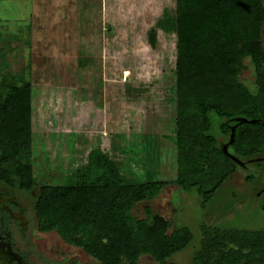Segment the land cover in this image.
<instances>
[{
    "label": "rangeland",
    "instance_id": "rangeland-1",
    "mask_svg": "<svg viewBox=\"0 0 264 264\" xmlns=\"http://www.w3.org/2000/svg\"><path fill=\"white\" fill-rule=\"evenodd\" d=\"M175 8L176 0H0V82L23 78L32 85L31 163L40 183L65 184L95 148L117 162L124 178L154 172L175 180L177 36L159 29L156 46L148 37ZM240 82L259 89L250 58ZM211 118L217 134L221 119ZM18 191L32 202L38 193ZM199 199L174 184L150 205L172 222L170 231L187 226L194 244L204 226L264 230V163L240 166L207 205ZM145 205L135 208L139 218ZM43 240L84 252L67 249L56 232Z\"/></svg>",
    "mask_w": 264,
    "mask_h": 264
},
{
    "label": "trees",
    "instance_id": "trees-1",
    "mask_svg": "<svg viewBox=\"0 0 264 264\" xmlns=\"http://www.w3.org/2000/svg\"><path fill=\"white\" fill-rule=\"evenodd\" d=\"M159 29L177 36L175 180H158L154 172L124 178L117 162L95 148L65 184L40 183L31 163L32 85L23 78L0 82V184L29 193L38 189L39 230L56 232L100 264H140L144 255L171 264L170 257L191 244L192 231L186 226L170 231L172 222L150 202L171 184L196 193L202 205L213 201L240 168L220 143V137L231 140L232 128L231 152L247 162L264 158V0H176L175 10H166L149 31L152 46ZM246 58L255 68L256 93L240 82ZM212 114L221 119L217 134ZM141 202L144 218L134 212ZM202 235L198 264L206 255L210 264H238L243 258L264 264V230L204 226Z\"/></svg>",
    "mask_w": 264,
    "mask_h": 264
},
{
    "label": "flooded vegetation",
    "instance_id": "flooded-vegetation-1",
    "mask_svg": "<svg viewBox=\"0 0 264 264\" xmlns=\"http://www.w3.org/2000/svg\"><path fill=\"white\" fill-rule=\"evenodd\" d=\"M33 192H30V195ZM31 197L33 196L26 197L17 189L0 184V264H100L81 250L61 251L46 246L43 240L44 235L52 232L39 230L34 201L32 202ZM203 238L202 235L198 244H194V236L191 244L171 256L168 262L198 264L196 258L203 247ZM64 244L67 249L72 246L66 242ZM203 258L200 264H210V258L207 255ZM143 259L145 262H142ZM140 264L160 263L153 257L144 255L140 259ZM211 264L216 262L213 261ZM238 264H262V260L253 261L243 258Z\"/></svg>",
    "mask_w": 264,
    "mask_h": 264
},
{
    "label": "water",
    "instance_id": "water-1",
    "mask_svg": "<svg viewBox=\"0 0 264 264\" xmlns=\"http://www.w3.org/2000/svg\"><path fill=\"white\" fill-rule=\"evenodd\" d=\"M237 121H248L246 118H237ZM254 122V121H252ZM234 135H235V129L232 128V134H231V140L230 141H226L223 137H220V143L222 146V150L224 152L225 155H227L230 159H232L234 162H236L237 164H239L242 167H246L248 163L250 162H254V161H260L264 158H256L250 161H242L236 154H234L233 152L230 151V145L233 142L234 139Z\"/></svg>",
    "mask_w": 264,
    "mask_h": 264
},
{
    "label": "crops",
    "instance_id": "crops-1",
    "mask_svg": "<svg viewBox=\"0 0 264 264\" xmlns=\"http://www.w3.org/2000/svg\"><path fill=\"white\" fill-rule=\"evenodd\" d=\"M173 185H174V184H171V185H169V186H173ZM175 185H176V184H175ZM169 186H168V187H169ZM176 186H177L178 188H180V190L183 191L184 193H186V194H192V193H187V192H185L180 186H178V185H176ZM168 187H167V188H168ZM193 193H194V192H193ZM198 198H199V196H198ZM199 200H200V203H202L201 199H199Z\"/></svg>",
    "mask_w": 264,
    "mask_h": 264
}]
</instances>
